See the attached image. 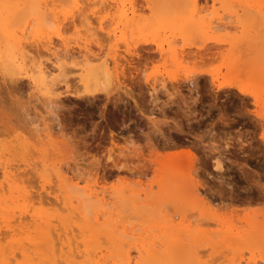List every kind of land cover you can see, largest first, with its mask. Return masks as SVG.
<instances>
[{"label": "rangeland", "instance_id": "rangeland-1", "mask_svg": "<svg viewBox=\"0 0 264 264\" xmlns=\"http://www.w3.org/2000/svg\"><path fill=\"white\" fill-rule=\"evenodd\" d=\"M83 1L77 0L76 4L75 0H59L56 2V11L63 19L58 16L59 23L51 15L39 17V30L52 37L55 42L59 40L58 35L69 39L70 43L71 39H74L71 45L76 39L92 40L85 35L88 34L85 30L89 27L103 32L105 39L100 42L102 49L99 50L96 43L92 44L95 54L101 52L102 59H108L111 76L108 87L110 97H105L102 93H97L96 96L87 94L98 87L92 81L88 82V85L79 81V76L83 73L78 69L79 57H73L64 71L69 80L68 84H71V87L69 85L67 88L70 93L60 83L59 90L67 93H62L57 99L47 96L45 91L26 77L25 65H20L22 57H27V60L29 55L34 59L41 57L46 60L48 55L40 39H31V42H34L32 47L31 42L29 43L31 51L28 49V42L25 49L13 39L11 42L6 33L0 31V56L5 52V45L9 44L13 47L14 58L11 67L13 74L10 76L0 72V150H5L0 151V158L4 160H0V163L7 161L14 167L13 173H16V170L21 173L18 175L20 178L14 174L13 179H17L13 181L10 178L8 181L0 167V186L6 189L0 187V202L6 204V209L1 211V217L5 215L12 219L13 228L19 233L13 231L18 235L16 240L22 243L13 242L16 236L13 234L14 238L11 232L8 234L12 238L6 235L7 238L3 239L2 236L0 247L7 249L6 251L12 247L16 252L22 245L29 249L27 240L30 238L25 240L26 237L38 239V235L43 233L39 220L34 222L31 215L47 214L46 217L51 215L49 218L53 220H65L67 232H71V238L75 236L72 239L81 244V250L93 247L89 242L93 231L102 228H105V231L115 229V234H118L123 228H119L118 224L135 228L133 237L123 238L125 243L131 244L128 243L126 247L123 243L119 244L122 249L134 248L131 253L135 246L140 244V240L146 238L147 242L151 239H158L160 242L163 240L165 246L162 248L168 244L175 245V248L181 247L176 248L180 256L177 264H186L185 261L187 264H197L194 260L188 263L190 258L181 254L195 249L205 255L202 257L201 253H198L203 264H210L211 261H207L210 258L215 261L211 264H233L232 261L235 262L238 256H242L240 253L245 259L242 264H246L254 254L259 264H264V257L260 258L264 256V0H216L217 3L213 0H197L194 24H188V17L192 14V0H107L103 9L101 6L94 7L97 13L88 10L84 15L80 9L86 7L83 4L87 0ZM113 1L116 7L107 8ZM117 2H123L125 6L122 7L121 3L118 5ZM260 3L263 4L259 6ZM31 7V2L27 1L15 12L4 14L7 29L18 32L22 24L34 16L31 14ZM133 8L136 10L134 17L130 13ZM123 9H128V19L121 18ZM249 10L253 11L252 14ZM74 11V14L78 13L79 16H72V24L69 20ZM216 12L219 15H227L224 22H228V28L225 26L223 30L218 29L213 34H202V26L206 25L210 18L217 16ZM126 20L129 22L126 23ZM190 24L192 30H195L194 34L191 32L192 35L188 34L187 38H180V28ZM200 25L202 30H199ZM103 26L105 28L102 30ZM107 31H110V40ZM30 32L39 33L35 25L30 28ZM207 37L211 39H206ZM215 39L221 41V48L216 44V47H219L216 49ZM156 44L164 45L165 53L162 56L156 51ZM145 48L152 51V59L150 57L147 59L148 63L144 61L145 64L139 65V72L136 73L133 70L137 64L136 56L147 55L148 49ZM199 49H202L201 53L196 54ZM26 50H29L27 56ZM71 52L76 55L74 50ZM15 59L19 60V63ZM127 60L134 63L128 64ZM47 65L50 63L47 62ZM122 67L125 68V74L120 72ZM132 75V79L135 78L136 81L143 77V81L147 78L148 82L144 81L141 86L135 84L134 80L130 79ZM211 76L217 79L212 82ZM189 77L193 81L189 82ZM221 81L225 87L218 89ZM91 83L92 87L89 86ZM124 89L134 90L133 96L138 107L135 106L134 99L125 96ZM253 92L260 93V103H255ZM176 153L177 156H185L176 158L173 163V154ZM169 156L172 161L170 158L166 161L165 158ZM71 170L83 180L80 186L96 184L97 187H103L114 194L111 201L116 204L111 205L110 209L117 207L111 214L116 227L111 224V219H108V212L101 216L99 225L92 222V212L98 205H92V209H84L85 213L82 209L83 215L88 216L90 221L89 228L79 229L76 223L83 226V221H76V218L70 222L69 213L63 210L62 203L55 201V197L60 195L59 198H62L74 191L72 185L64 182L69 175H73L69 172ZM58 172L65 174L58 179ZM48 184L54 185L56 191ZM11 187L16 188V191ZM122 189L127 193L120 192ZM17 190H20V194H27L26 196L31 193L29 196L36 198L39 192L42 193V203L38 201L39 198L30 200L28 197L23 204L24 199H18L20 194ZM60 190L62 192H59ZM17 192L18 197L14 196ZM10 194L11 198H15L11 199ZM47 194L49 197L45 196ZM178 196L186 198L188 204L200 205V211L204 214L197 212L198 214L193 216V221L198 219L197 222L191 221L193 217L190 216L192 214L189 215L192 206H189L188 213L184 212L187 213L184 214L188 217L187 221H181L182 214L179 217L176 215L174 205L169 201H174ZM48 200H52L49 201L51 204ZM26 209L28 215L25 214ZM21 210L25 215L21 214ZM33 211H37L36 214ZM25 216L29 220H26ZM199 217L203 219L199 220ZM14 219L18 221L15 222ZM19 220L23 222L19 224ZM57 221H53V225L57 224L59 230L61 226ZM190 221L194 224L186 227ZM60 229V232L54 231L55 234L52 232L55 235L52 242L46 241L43 234L40 235L39 239L43 238L44 241L39 240V245L36 243L32 246L28 257L22 258L21 250L18 251L19 263H44L32 250L37 246L46 252L51 248L53 241L59 242L57 235L62 234L61 236L65 237V230ZM35 231L36 236L33 237ZM25 232L29 235H25ZM97 236L102 242L99 247L102 250L104 248L103 255L107 252L106 256L112 261L113 252L116 250L112 249L115 248L113 246L110 248L108 233L101 231ZM189 236L199 237L196 246H190L192 242L188 241ZM54 245L58 249L64 246L61 243ZM134 252L132 254H135ZM210 254L212 257L217 255V258L214 257L216 260ZM80 257H77L75 264H81L85 260V257ZM16 259L15 257L13 263L18 264ZM23 259L28 262L24 263Z\"/></svg>", "mask_w": 264, "mask_h": 264}, {"label": "bare ground", "instance_id": "bare-ground-1", "mask_svg": "<svg viewBox=\"0 0 264 264\" xmlns=\"http://www.w3.org/2000/svg\"><path fill=\"white\" fill-rule=\"evenodd\" d=\"M27 1L28 2H31V5H32V7L31 8H33L32 10V12H31V14H33L34 16H32V18H30L28 21H26V22H24L23 24H22V26L19 28V31L18 32H11V31H9L8 29H7V25H6V20H5V18H4V14H6V13H11V12H15L22 4H25V3H27ZM59 0H0V31L2 30V31H4L5 33H6V37L11 41V39H13V41L15 42V43H18V44H20V46L22 47L23 46V48L25 47V49H27L26 48V46H27V42H28V49L30 48V46L32 47V46H34V45H31V44H33L31 41V39H36V38H38V39H40V41L42 42V46L44 47V49L46 50V52H47V57H46V60L45 59H43L42 60V58L41 57H36L35 59L32 57H30V55H29V58L27 59V60H25L27 57H22V59H21V61H20V65L21 64H24L25 65V74H26V77L29 79V80H31L32 82H33V84H35V85H37V86H39L40 87V89L42 90V91H45V94H47V96H53V97H59L62 93L64 94V93H67V92H64L63 90V92L62 91H60L59 89H60V83H62L63 84V86H65V88H66V90L69 92V90L67 89V88H69V85H70V87H71V84H68V82H69V80L67 79V77L65 76V74H64V71H65V68H66V65L67 64H69V63H71V61H72V59H73V57H79V60H78V65H79V67H78V69H80L83 73L79 76V81L83 84V85H85V84H87L88 85V82H90V81H92V82H94V84L96 83V85H97V87L98 88H96V89H94V90H92V91H88L87 92V94L90 96V95H92V96H94L95 94L97 95V93L99 94H104L105 95V97L107 96H109L110 95V90L108 89V87H109V83H110V78H111V76H110V74H109V67H108V63H107V61H108V59H107V57L105 58V59H102V56H101V52L100 53H94V48H93V45L94 44H92V42H94V43H96L97 45H98V49L99 50H101L102 48H101V46H103V45H101L100 44V42H102L101 40H103V39H105V38H103L104 36H103V32H101L99 29V31L101 32V34H100V32L99 31H97V33H96V31H95V29H93L94 31H95V33H94V31L92 30V28H88L89 29V31H88V29L87 30H85L86 32H88V34H89V32H90V30L91 31H93V32H90V36L88 35V34H85L88 38H90V39H92V40H88L87 38H83L82 40H80V41H78V39H76V41L73 43V45H71V43L73 42V40L71 39V43H70V40L69 39H63L60 35H58V37H59V40H57V42H55L54 40H53V38L52 37H50V36H48V35H45L43 32H41L40 30H39V23L40 22H37V20L39 19V17H42V16H48L49 15V17H50V15L54 18V19H56L58 22H59V19H57V17L58 16H61V15H57L58 14V12L56 11V2H58ZM78 1H80V0H78ZM81 1H83V0H81ZM84 1H86V0H84ZM83 1V2H84ZM107 0H87V2H84V4L83 5H86V7H84L82 10L80 9V11H81V13H83V15H84V13L85 12H88V10H90L92 13H97V11H95L94 10V7L95 6H101L102 7V9H103V6L105 5V2H106ZM199 1V0H198ZM213 1H216V0H213ZM247 1V0H246ZM125 2V1H124ZM75 3L77 4V0H75ZM119 2H117V4H118ZM121 3V5H122V7L123 6H125L124 5V3L123 2H120ZM120 3L118 4V5H120ZM148 3V2H147ZM197 0H192V5H191V9H190V13H192L191 15H190V17H188V24L191 22V23H196V22H194V20H195V11H196V7H197ZM199 3V2H198ZM216 3H217V1H216ZM261 4H263V3H260V5L259 6H261ZM76 6V5H75ZM82 6V5H81ZM257 6V5H256ZM114 7H116V4H115V1H113V2H111V3H109L108 4V6H107V8H114ZM79 8L80 7H78L77 8V10H78V12H79V14H80V11H79ZM87 10H86V9ZM106 8V9H107ZM72 9V8H71ZM203 9H204V7H203ZM227 9V8H226ZM225 9V10H226ZM77 10H76V12H77ZM85 10V11H84ZM96 10H98V9H96ZM130 10V9H129ZM224 10V11H225ZM262 10V9H261ZM83 11V12H82ZM128 11V9H123V11H122V13H120L121 14V18H123V20H124V18H127L128 16H129V14L131 13L132 14V17H134V15H135V9L133 8L131 11H130V13L129 12H127ZM223 11V12H224ZM250 11V13L251 12H253L252 10H249ZM99 12V11H98ZM218 12V11H217ZM215 13L216 15L218 14V13ZM248 12V11H247ZM66 13V12H65ZM75 13V11L74 12H72V15H71V18H70V16H67L68 18H70V22H74V20L72 19V16L73 15H78L79 16V14L77 13V14H74ZM244 13H246V11L244 12ZM67 14V13H66ZM69 14V13H68ZM86 14V13H85ZM110 14H113V13H110ZM197 14V13H196ZM215 14H214V16H215ZM252 14V13H251ZM82 14H80V16H81ZM75 16V18L74 19H76L77 17ZM227 16V15H226ZM226 16H225V13H223V14H221V15H217V16H215V17H213V18H210L209 20H208V22L206 23V25H204V26H202V25H200V28H199V30L201 29V26H202V29H203V31L201 32V31H199V32H201L202 34L204 33V35H208V33H214L215 31H217L218 29H220V30H223L224 28H225V26H226V28H228L227 27V23L228 22H224V18H226ZM229 16V15H228ZM66 17V18H67ZM234 17V16H233ZM59 18V17H58ZM62 18V16L60 17V19ZM232 18V17H231ZM63 19V18H62ZM61 19V20H62ZM128 19V18H127ZM140 19V18H139ZM138 19V20H139ZM47 20V19H46ZM45 20V21H46ZM55 20V21H56ZM60 20V21H61ZM65 20H67V19H65ZM72 20V21H71ZM134 20H136V19H134ZM227 20V19H226ZM228 20H230V19H228ZM10 21V20H9ZM133 21V20H132ZM205 22L207 21V20H204ZM234 21V20H233ZM73 22H72V24H73ZM129 21L128 20H126V23H128ZM48 23V22H47ZM60 23V22H59ZM62 24H64L63 22H62ZM33 25H35V29H37V32H39V33H33V32H30V28L33 26ZM52 26V25H51ZM75 26V25H74ZM187 25H185V27H182V28H180V30L178 31V33H179V37L180 38H187L189 35L188 34H191V32L193 33V32H195V30H192L193 28H191V24H190V26L188 25L187 27H186ZM193 26V25H192ZM61 27H63V26H61ZM61 27H60V29H61ZM103 28H105L104 26L101 28L102 30H103ZM194 29H196V28H194ZM197 29H198V27H197ZM196 29V30H197ZM201 29V30H202ZM63 30V29H62ZM61 31V30H60ZM3 32V33H4ZM85 32V33H86ZM198 32V31H197ZM198 32V33H199ZM62 33V32H61ZM92 33V34H91ZM107 33V35H108V37H109V40H110V37H111V34H110V31H107L106 32ZM136 33V32H135ZM194 34V33H193ZM166 35V34H165ZM192 35V34H191ZM63 36V35H62ZM82 36H84V35H82ZM101 38H100V37ZM166 37H167V35H166ZM213 37H215V36H213ZM212 37V38H213ZM79 38V37H78ZM217 38V37H216ZM206 39H211V37H207ZM56 40V39H55ZM67 40H69V42L67 41ZM36 41V40H35ZM39 41V42H40ZM204 41V40H203ZM12 42V41H11ZM31 42V43H30ZM40 42V43H41ZM201 42V41H200ZM214 42H215V47H216V44H218L219 45V43L221 42L220 40H217V39H215L214 40ZM29 43H30V46H29ZM36 43V42H35ZM38 43V42H37ZM168 43H170V40L168 41ZM14 44V43H13ZM25 44H26V46H25ZM190 44H192V42L190 43ZM14 45H16V44H14ZM38 45H39V43H38ZM37 45V46H38ZM183 45V44H182ZM212 45V44H211ZM1 46V45H0ZM6 46V49H5V52L2 54L1 53V56H0V72H2L3 74L5 73V74H7V75H12L13 73H12V71H11V67H12V65H13V63H14V58H13V47L12 46H10L9 44H6L5 45ZM59 46L61 47L60 49H59ZM220 46V45H219ZM3 47V46H2ZM171 47H172V45H171ZM210 47V46H209ZM215 47H211V48H215ZM19 48V47H18ZM149 48V47H148ZM147 48V49H148ZM151 48V47H150ZM220 48H221V46H220ZM21 49V48H20ZM146 49V48H145ZM146 49V50H147ZM156 51H159V53L161 54V56H162V54H164L165 53V49H164V45L163 44H156ZM155 49H154V51H155ZM169 49V48H168ZM205 49V48H204ZM203 49V50H204ZM216 49H219V47L217 48L216 47ZM2 50V49H1ZM29 50H31V49H29ZM29 50H26L27 51V53H25V55L27 56L28 55V51ZM71 50H74L75 51V53H76V55H73L72 54V52H71ZM149 50L150 49H148L147 50V55L146 54H144V55H137L136 57V63L137 64H135L136 66H134L133 68V70H135V72L136 73H138L139 72V65H141V64H143L144 63V61H146L147 62V59H149L151 56H152V51L150 50V52H149ZM153 50V49H152ZM170 50V49H169ZM184 50V49H183ZM182 50V51H183ZM200 50V49H199ZM202 50V49H201ZM201 50L199 51V52H197L196 54H198V53H201ZM209 50H212V49H209ZM32 51V50H31ZM104 51V50H103ZM154 51H153V53H154ZM181 51V52H182ZM206 51H208V48H206ZM217 51V50H216ZM144 52V51H143ZM146 52V51H145ZM22 53H24V52H22ZM31 54V53H30ZM102 54H104V53H102ZM139 54V53H138ZM154 54H156V52L154 53ZM24 55V54H23ZM146 55V56H145ZM189 55H190V53H189ZM33 56V55H32ZM145 56V57H144ZM193 57L195 56V55H192ZM16 58V57H15ZM135 58V57H134ZM132 59V61L134 60L133 58H131ZM151 59H152V57H151ZM15 61H18V63H19V60H16L15 59ZM100 61V62H99ZM128 61V62H127ZM126 62L128 63V64H132V63H134V62H129V60H127ZM47 62H49L50 63V65H47ZM98 62V63H97ZM145 62V63H146ZM150 62V61H149ZM144 63V64H145ZM148 63V62H147ZM130 67V66H129ZM119 68V67H118ZM124 69L125 68H121V73L122 74H125L124 72ZM16 70V69H15ZM17 72V71H16ZM18 73V72H17ZM16 73V74H17ZM23 73V72H22ZM15 74V73H14ZM203 74V73H202ZM20 75V74H19ZM208 75V74H207ZM141 76V75H140ZM132 77H133V75L130 77V79H132ZM138 77V76H137ZM137 77H136V79H137ZM213 76H211V78H212ZM14 78H16V77H14ZM13 78V79H14ZM18 78V77H17ZM77 78V77H76ZM143 78V77H142ZM141 78V79H142ZM152 78V77H151ZM215 78L217 79V77H214V78H212V82L213 81H215ZM135 79V78H134ZM134 79H132V80H134ZM134 80L133 81V83L135 82V84H138V85H140L141 86V83L143 84V82L144 81H146V82H148V79L147 78H144L145 80L143 81V79L142 80ZM163 79V78H162ZM164 80V79H163ZM180 81H182L181 79H179ZM186 80V79H185ZM187 80H189V82L190 81H193L192 80V78L191 77H189V78H187ZM77 81V80H76ZM157 81V80H156ZM165 81V80H164ZM31 82V83H32ZM150 82V81H149ZM222 83H220L219 82V84H218V89L219 88H222V87H225V85L223 84L224 82L223 81H221ZM151 83V82H150ZM162 83H163V81H162ZM61 84V85H62ZM82 84H80V85H82ZM98 84H100L99 86H98ZM232 84H234V85H236L235 83H232ZM232 84H230V85H232ZM92 85V83L91 84H89V86L90 87H92L91 86ZM189 85V84H188ZM86 87V86H85ZM65 90V89H64ZM91 90V89H90ZM124 91H125V89H124ZM133 91L134 90H129V91H127V89H126V91L124 92L125 93V96H127V97H130L131 99H134L135 98V96H133V95H135L134 93H133ZM246 92V90H244V93ZM70 93V92H69ZM156 93V92H155ZM243 93V94H244ZM254 93V101H255V103L257 104L258 102L260 103V101H261V96H259L260 95V93L258 94L257 92L255 93V92H253ZM157 94V93H156ZM95 95V96H96ZM110 97V96H109ZM120 97V96H119ZM153 98L155 97V96H152ZM51 98V97H50ZM55 98H52V99H55ZM94 98V97H93ZM57 99V98H56ZM55 99V100H56ZM59 99V98H58ZM111 99V98H110ZM116 99H119V98H117L116 97ZM260 100V101H259ZM116 101V100H115ZM119 101V100H118ZM117 101V102H118ZM134 103L136 104L135 106H137L138 104H137V102L135 101V99H134ZM138 107V106H137ZM1 116V115H0ZM261 116V115H260ZM262 119V118H261ZM37 130V129H36ZM1 148V147H0ZM3 149V148H2ZM4 150V149H3ZM1 151V152H5V150L4 151ZM0 152V153H1ZM7 153V152H6ZM5 154V153H4ZM1 155V154H0ZM175 155V156H174ZM183 156H185L184 154H182V155H180V156H177V153L176 154H173V161H172V158H170V156L168 157V158H165L166 159V161H168L169 160V158L171 159V161L174 163V161H175V159L177 158H180V157H183ZM175 157V158H174ZM168 159V160H167ZM176 159V160H177ZM0 160H2V158H0ZM2 161H4V160H2ZM1 161V162H2ZM7 162V161H6ZM4 163V162H2V163H0V167H1V169H2V173H3V175L5 176V178H7V180L9 181L10 180V178H11V180L13 179V178H15V176H14V174L16 175L17 174V177L18 178H20V176H18L19 174H21V173H17V170H16V173H13L14 172V170H13V168L14 167H12V165H9L8 164V162L7 163ZM28 163V162H27ZM47 163V162H46ZM161 163V162H160ZM115 164V163H114ZM171 164V163H170ZM175 164L177 165V162H175ZM28 166V165H27ZM43 166V165H42ZM115 166H117V165H115ZM114 166V167H115ZM119 166V165H118ZM122 166V165H121ZM18 167V166H17ZM16 168V167H15ZM19 168V167H18ZM34 168V167H33ZM42 168V167H41ZM115 168H118V167H115ZM46 169V168H45ZM119 169V168H118ZM122 169H124L123 167H122ZM58 170H60V169H58ZM163 171H164V169H163ZM60 172V171H59ZM58 172V173H59ZM69 172H71V173H73V171L71 170V171H69ZM62 174H65V173H59V174H56V177L59 179L60 177H62L61 175ZM63 177H65L66 178V176H63ZM65 178H63V180L65 179ZM68 178V177H67ZM66 178V179H67ZM17 179V178H16ZM16 179H13V181L14 180H16ZM64 180V182L65 181H67L70 185H72L71 187H73V189H74V191L72 190L71 192L72 193H70V195L69 194H65L64 196H62V198H59V196L57 195L56 197H55V201H57V202H60V203H62L63 204V206H64V209L63 210H67V212L69 213L68 215H69V217H70V222H72V220H73V218L75 219L76 218V221H77V219L79 220V221H83V226H81V225H79L78 223H76V225H77V227H79V229H83V227L84 228H89L90 227V221L87 219V217L85 216V215H83V212L85 213V211L86 210H84V209H89V208H91V207H93L92 205H98V206H96L97 208H95L94 209V212H92L93 213V218H92V216H90L88 213V215L90 216V218H92L91 220H92V222H94V223H96V224H98L99 225V219L101 218V216H103V215H105V213H109V217H108V219H111V221H112V225H114L113 224V222H114V220H112V218H111V214L113 213L112 211L113 210H115L114 208L116 207H114L113 209L111 208L110 209V207H111V205H114V204H116V203H114L113 201H111L112 199L111 198H113V196L112 195H114V194H112L111 193V191H108L107 189H104L103 187H97V185L96 184H93V185H89V184H85V185H83V186H80V183L83 181L78 175H76V174H74L73 173V175L71 174V176L69 175V178L67 179V180ZM6 180V179H5ZM4 180V181H5ZM6 180V181H7ZM7 181V182H8ZM17 181H20V180H17ZM56 182V181H55ZM19 183V182H18ZM7 184V183H6ZM12 184H14V183H12ZM45 184V183H44ZM16 185V184H15ZM20 185V184H19ZM7 186V185H6ZM13 186V185H12ZM44 186V185H43ZM48 186H50V184H48ZM47 186V188H50V187H54V185L53 186H50V187H48ZM60 186V185H59ZM0 187H2V186H0ZM42 187V186H41ZM2 188H4V186L2 187ZM5 189V188H4ZM9 189H10V187H9ZM11 189H12V187H11ZM14 189H16V188H14ZM14 189H12V190H14ZM45 189H46V185H45ZM54 189V188H53ZM127 189V188H126ZM0 190H1V188H0ZM6 190V189H5ZM11 190V191H12ZM42 190H43V188H42ZM52 190V189H51ZM55 191H56V188L54 189ZM58 190V189H57ZM128 190V189H127ZM10 191V192H11ZM14 191H16V190H14ZM17 191H19V194H20V190H17ZM47 191V190H46ZM53 191V190H52ZM51 191V192H52ZM54 191V192H55ZM128 191H130V190H128ZM1 192V191H0ZM3 192V191H2ZM5 193H7L6 191H4ZM3 192V193H4ZM10 192H8V194L10 193ZM45 192V191H44ZM49 192V191H48ZM51 192H49V194H53V193H51ZM59 192H62L61 190L59 191ZM120 192H125V193H127L126 192V190H124V189H122V191H120ZM142 192H144V191H142ZM141 192V193H142ZM15 193V192H14ZM17 194H18V192L16 193V195H14V196H16V197H18L17 196ZM18 194V195H19ZM29 194H31V193H28V196H26L25 194H20V198H18V199H24V200H22V203L24 204V203H26V201H27V198L28 197H30L29 199L30 200H32V198H36V197H33L32 195H30L29 196ZM59 194H61V193H59ZM136 194H138V195H140V193L139 192H136ZM135 195V194H134ZM142 195V194H141ZM13 196V197H14ZM46 197L48 196V194L47 195H45ZM4 197V196H3ZM12 197V198H13ZM49 197V196H48ZM128 197V196H127ZM2 198V197H1ZM10 198H11V194H10ZM11 198V199H12ZM15 198V197H14ZM13 198V199H14ZM39 198V199H38ZM43 198V196H42V193H40L39 192V194H38V196H37V198H36V200L38 199V201H40L41 199ZM142 198V197H141ZM140 197H139V199H141ZM17 199V200H18ZM135 199V198H134ZM30 200H29V203L28 204H30ZM53 200V199H52ZM52 200H48V203H50L49 201H52ZM146 200V199H145ZM174 201H172V200H170L169 202L171 203V205L173 204L174 205V208H175V212H176V215L179 217L181 214L183 215V216H181V221L182 222H185V221H187V219H188V217H186V215H187V213H188V208H190L191 206V213H189V215L190 214H192V215H190L191 217H195V215L196 214H198L197 212H201V214H204V212L203 211H200L201 210V208H200V205L199 204H192L191 205V203L190 204H188V200L186 199V198H183L182 196H178V197H176V199H173ZM1 201V200H0ZM8 201V200H7ZM24 201V202H23ZM37 201V202H38ZM42 201V200H41ZM40 201V202H41ZM135 201V200H134ZM172 201V202H171ZM3 202V201H2ZM2 202H0V220H1V222H0V235L2 234V233H4L5 235H1L0 236V240H2L3 241V239H5V238H7L8 236H9V234L8 233H11L12 234V236L14 237V228H13V221H12V219H10L9 218V216L7 217V216H5V215H3L2 217H1V211H4L5 209H6V207H5V205L4 204H2ZM18 202V201H17ZM32 202V201H31ZM34 202V201H33ZM39 202V203H40ZM19 203V202H18ZM21 203V202H20ZM42 203V202H41ZM40 203V204H41ZM170 203H168V204H170ZM11 204V203H10ZM33 204V203H32ZM31 204V205H32ZM51 204V203H50ZM59 204V203H58ZM31 205L28 207V209H30V207H31ZM16 206V205H15ZM24 206V205H23ZM33 206V205H32ZM170 206V205H169ZM190 206V207H189ZM199 207L198 209L197 208H194V207ZM9 207V206H8ZM25 207V206H24ZM26 208V207H25ZM106 208V209H105ZM117 208V207H116ZM172 208V207H171ZM82 209L84 210L83 212H82ZM92 209V208H91ZM119 209V208H118ZM17 210V209H16ZM15 210V211H16ZM27 210V209H26ZM120 210V209H119ZM10 211V210H9ZM14 211V212H15ZM30 211V210H29ZM45 211V210H44ZM88 211H91V210H88ZM174 211V210H173ZM185 211H187V213H184ZM189 211H190V209H189ZM13 212V213H14ZM16 212H18V210L16 211ZM15 212V213H16ZM27 212H28V210L26 211V213L25 214H27ZM33 212H35V214H36V212L37 211H33ZM33 212L31 213V214H33ZM64 212H66V211H64ZM115 212H117V210L115 211ZM205 212H206V210H205ZM24 213H22V210H21V214H24ZM91 213V212H90ZM24 214V215H25ZM41 214V213H40ZM43 214V213H42ZM184 214H186V215H184ZM18 215V214H17ZM28 215V214H27ZM30 215V214H29ZM45 214H43L42 216H40V215H31V218L33 219V221L34 222H37L38 220H39V222H40V225H41V227H42V231H43V233L40 231V233H42L44 236L43 237H45V239H46V241H48V242H52V239H53V236H55L54 234V231H61V229L60 228H62L63 230H65V237H63V236H61V235H57V238L59 239L58 241L59 242H56V240H55V243L57 244V243H61L62 245H64L63 247H61V248H56L55 246L56 245H54L55 243H54V241H53V243L51 244V248H49L46 252H44L43 250H40V248H37V246L36 247H34L35 249L34 250H32L33 252H34V254H36L42 261H44V263H40V264H47V263H49V264H75V260L77 259V257H80V256H83V257H85V260L81 263V264H177V262H178V259L180 258V256H179V251L176 249V248H178V247H176L175 248V245L173 246V245H171V244H168L165 248H162V246H165V242H163L164 243V245H163V243H162V241L160 242V241H158V239H151L149 242H147L145 239H142V240H140V244H137L136 246H135V250H136V252H134L135 254H132L131 253V251L134 249V248H132L131 249V247H129V248H124V249H122L121 247V245H119L120 243H123V246L125 245V247L127 246V244L129 243V242H127V243H125L124 241H123V238L124 237H133V235H134V233H135V228L133 227V226H131L130 228L128 227V226H126V225H118L117 224V226L119 227V226H121V227H123L122 228V230H121V232L120 233H118V234H115V229H113V230H111V231H109V230H107V231H105L106 229L105 228H102L101 230H99V231H93V234L90 236V240H89V242L92 244V248L90 247V249H88V248H84L83 250H81L80 249V245L81 244H77L76 242H75V240H73L74 239V235L72 236V238H71V235H70V233H68L67 232V225L65 224V220H62V219H56V220H58L57 222H59L58 224L61 226L60 228H59V230H58V228H57V224L56 225H53V223L56 221V220H53V219H51V218H49L51 215H49V217L47 216L46 217V215H45V217H43ZM175 215V216H176ZM20 216H22V215H20ZM174 216V217H175ZM189 216V217H190ZM17 217H19V216H17ZM17 217H15L16 219H17ZM22 217H24V216H22ZM53 217V216H52ZM173 217V218H174ZM190 217V218H191ZM194 217L193 218H191L192 220L191 221H193V220H195L194 219ZM198 217V216H197ZM196 217V218H197ZM14 218V217H13ZM27 218V216H25V219ZM176 218V217H175ZM202 217H199V220L201 219ZM19 219H21V217L19 218ZM32 219H30V220H32ZM203 219V218H202ZM208 219H212V218H208ZM15 220V219H14ZM26 220H29V219H26ZM25 220V221H26ZM117 220V219H116ZM115 220V221H116ZM198 220V219H197ZM197 220L196 221H193V222H197ZM18 220H15V222H17ZM33 221H32V223H33ZM54 221V222H53ZM108 221V220H107ZM191 221H190V223H188L187 225L188 226H186V227H190L192 224H194L193 222H192V224H191ZM21 222H23L22 220H19V224H21ZM28 223V222H27ZM31 223V222H30ZM105 223V222H104ZM107 223V222H106ZM200 223V222H199ZM198 223V224H199ZM18 224V225H19ZM70 224V223H69ZM108 225H110V223H107ZM128 224H130L129 222H128ZM127 224V225H128ZM26 225V224H25ZM72 226V225H71ZM101 226V225H100ZM103 226H104V224H103ZM111 226V225H110ZM110 226H108V227H110ZM115 227H116V225H114ZM29 227V226H28ZM70 227V226H69ZM4 229L3 231H2V229ZM35 228H36V226H35ZM38 228V227H37ZM36 228V229H37ZM120 228V227H119ZM138 228V227H137ZM136 228V229H137ZM35 229V230H36ZM39 229H40V227H39ZM70 229L72 230L73 228L72 227H70ZM108 229V228H107ZM17 230V229H16ZM15 230V232H17ZM18 230H20L19 229V227H18ZM139 230V229H138ZM21 231V230H20ZM19 231V232H20ZM23 231H25V230H23ZM22 231V232H23ZM38 231V230H37ZM70 231V230H69ZM101 231H103V232H106V233H108V235H109V238L108 239H110V244H111V246H110V244H109V246H110V248L113 246V247H115V248H112L113 250H116L115 252H113L114 254H113V260L112 261H110L109 259H108V257L106 256V254H108L107 252H106V254H105V252H104V255L106 256H104L103 255V250H104V248H103V250L101 249V247H99V244L100 243H102V242H100V238L97 236L98 234H100V232ZM21 232V233H22ZM31 232V231H30ZM54 234H53V233ZM18 233V232H17ZM39 233V234H40ZM14 234V235H13ZM19 234V233H18ZM23 234H24V232H23ZM29 235L28 233H26L25 232V235ZM36 231H35V233L33 234L34 236L33 237H35L36 235ZM42 234H40V235H42ZM188 234V233H187ZM6 235H7V237H6ZM24 235V236H25ZM40 235H38L39 237H41ZM52 235V236H51ZM189 235V234H188ZM2 236H3V239H2ZM16 236V238H15V240H13V242H18V240H16L17 239V234L15 235ZM23 236V237H24ZM187 236V235H186ZM198 236H201V235H198ZM39 237H38V239H37V237L36 238H33V239H31L32 237L30 236V237H26V239L25 240H27L28 238H30V239H28L27 240V242H28V244L27 243H25V242H23V243H25V244H27V245H30V248L32 247V246H35L36 245V243L39 245ZM158 237V236H157ZM189 237H193V236H189ZM189 237H187V239H188V241L189 240H191V244H190V246H196V241H198V239H199V237H193L192 239L190 238L189 239ZM9 238H12L11 237V235L9 236ZM55 238V237H54ZM135 238V237H134ZM18 239H19V237H18ZM24 239V238H23ZM22 239V240H23ZM37 239V240H36ZM56 239V238H55ZM34 240H36L35 242H34ZM43 240V238H41V240L40 241H42ZM54 240V239H53ZM73 240V241H72ZM38 241V242H37ZM44 241V240H43ZM83 241V240H82ZM1 242V241H0ZM8 242H9V240H8ZM22 242V241H21ZM107 242H109V241H107ZM190 242V241H189ZM220 242V241H219ZM223 242V241H222ZM2 243V242H1ZM0 243V245H2ZM11 243H12V241H11ZM18 243H20V242H18ZM186 244H188L187 242H185ZM202 243V242H201ZM6 244H8L7 242H6ZM5 244V245H6ZM20 244H22V243H20ZM40 244H41V242H40ZM97 244V245H96ZM129 244H131V243H129ZM176 244V243H175ZM185 244V245H186ZM210 244V243H209ZM185 245H183L182 247L184 248V246ZM14 246H16L15 244H14ZM13 246V247H14ZM53 246L55 247V248H53ZM178 246H180V245H178ZM203 246V245H202ZM230 246V245H229ZM7 247V246H6ZM47 247V246H46ZM108 247V246H107ZM106 247V251H108V248ZM216 247H218V246H216ZM232 247V246H231ZM5 248V247H4ZM29 248V249H30ZM109 248V250H111L112 251V249H110ZM208 248V247H207ZM18 249H20V247L18 248ZM29 249H26L23 245L21 246V254L23 255V257L22 258H24V256H25V258L26 257H28L29 256ZM58 249V250H57ZM178 249H181V247L180 248H178ZM228 249V248H227ZM230 249V248H229ZM7 250V249H6ZM5 249H3V248H1L0 247V264H15V262L13 263V260L15 259V257L18 259H16L15 261H17L18 262V264H21V263H19V258L18 257H20V254H19V252H20V250H18L16 253V255H15V252L12 250V247L9 249V251H6ZM189 250V249H188ZM198 251H200V249L198 250ZM204 251V250H203ZM223 251V250H222ZM226 251V250H225ZM229 251V250H228ZM109 252V251H108ZM181 252H182V250H181ZM186 252H187V250H186ZM206 252V251H205ZM205 252L203 253V254H205ZM239 252V251H238ZM242 252V251H241ZM31 253V252H30ZM198 253H201V252H197V250L195 249V250H192V251H188L187 253H181V254H184V256L186 257V258H190V260H188V263H189V261H191V260H194V261H196V263L197 264H203L199 259H200V257L198 256ZM264 253V252H263ZM19 254V255H18ZM226 254V253H225ZM242 256L241 257H239L238 256V258H236L235 259V262L234 261H232L233 262V264H242L243 263V261H245V259H243V254L242 253H240ZM252 254V253H251ZM201 255H202V253H201ZM220 255V254H219ZM218 255V256H219ZM255 255V254H254ZM252 256L251 258H249L247 261H246V264H259V260H257V258H255V256ZM258 255V254H257ZM109 256V255H108ZM181 256H183V255H181ZM203 256H205V255H202V257ZM210 256H211V254H210ZM251 256V255H250ZM249 256V257H250ZM212 257V256H211ZM215 257V255H213V259H215V258H217V255H216V257ZM220 257V256H219ZM262 257H264L263 255L262 256H260V258L262 259ZM32 258H33V256H32ZM35 259H36V257H34ZM81 258V257H80ZM208 259V258H207ZM211 259V258H210ZM210 259H208L207 261H211V263L213 262H215V261H212V260H210ZM24 260V259H23ZM28 260L30 261V259L28 258ZM186 260V259H185ZM216 260V259H215ZM264 260V259H263ZM22 261V260H21ZM25 261V260H24ZM32 261H34V260H32ZM28 262V261H27ZM26 261L24 262V263H27ZM221 261H219V263H220ZM264 262V261H263ZM184 263H186L187 264V262L185 261ZM191 263V262H190ZM210 263V264H211ZM223 263V262H222ZM35 264H36V262H35Z\"/></svg>", "mask_w": 264, "mask_h": 264}]
</instances>
